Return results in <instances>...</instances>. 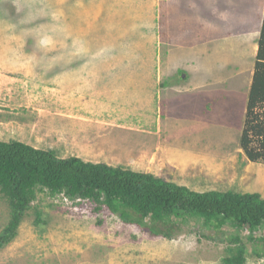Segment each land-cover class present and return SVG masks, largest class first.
Returning <instances> with one entry per match:
<instances>
[{"label": "rangeland", "instance_id": "1", "mask_svg": "<svg viewBox=\"0 0 264 264\" xmlns=\"http://www.w3.org/2000/svg\"><path fill=\"white\" fill-rule=\"evenodd\" d=\"M179 1L0 0V141L150 173L196 192L264 198V163L249 162L239 147L250 60L242 90L233 81L226 98L219 101L220 90L202 97L198 111L196 95L184 92L186 67L162 42ZM35 205L45 224L35 225L29 211L0 264H221L225 255L211 229L166 240L87 200L40 197ZM8 217L0 196V231Z\"/></svg>", "mask_w": 264, "mask_h": 264}, {"label": "trees", "instance_id": "2", "mask_svg": "<svg viewBox=\"0 0 264 264\" xmlns=\"http://www.w3.org/2000/svg\"><path fill=\"white\" fill-rule=\"evenodd\" d=\"M244 115L239 147L249 162L264 163V12ZM0 196L9 208L0 251L16 237L29 211L35 214V225L45 224L43 213L33 206L38 198L63 196L87 200L96 205L95 211L106 209L124 224L166 240L193 228L214 230L226 244L221 264L264 257V235L255 236L264 230V198L258 193L196 192L150 173L76 156L61 158L51 149L11 140L0 141ZM245 231L247 236H241Z\"/></svg>", "mask_w": 264, "mask_h": 264}, {"label": "crops", "instance_id": "3", "mask_svg": "<svg viewBox=\"0 0 264 264\" xmlns=\"http://www.w3.org/2000/svg\"><path fill=\"white\" fill-rule=\"evenodd\" d=\"M180 1L172 20L167 19L170 34L162 42L166 48L175 49L167 51V55L179 65L177 67H186L181 75L182 82L188 85L183 87L184 92L196 95L199 111L202 97H213L220 90L225 91L219 101L223 100L233 81L237 84L232 86L233 90H238L237 93L242 90V69L246 60H250L253 74L264 0H184V4ZM192 5L190 11L180 16L184 7L187 10ZM178 84L182 83L166 87ZM250 84L251 80L247 88ZM184 92L178 94L182 96ZM181 96L177 95L174 100Z\"/></svg>", "mask_w": 264, "mask_h": 264}]
</instances>
